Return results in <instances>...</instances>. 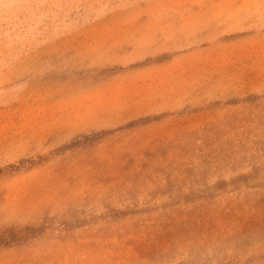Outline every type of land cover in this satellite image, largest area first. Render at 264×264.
I'll list each match as a JSON object with an SVG mask.
<instances>
[{
	"label": "rangeland",
	"instance_id": "374dc122",
	"mask_svg": "<svg viewBox=\"0 0 264 264\" xmlns=\"http://www.w3.org/2000/svg\"><path fill=\"white\" fill-rule=\"evenodd\" d=\"M0 264H264V0H0Z\"/></svg>",
	"mask_w": 264,
	"mask_h": 264
}]
</instances>
